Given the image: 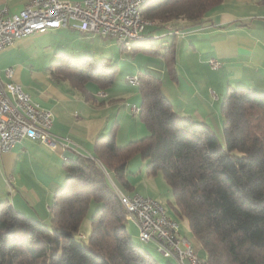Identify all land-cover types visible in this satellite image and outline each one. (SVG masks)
<instances>
[{
	"label": "trees",
	"instance_id": "trees-1",
	"mask_svg": "<svg viewBox=\"0 0 264 264\" xmlns=\"http://www.w3.org/2000/svg\"><path fill=\"white\" fill-rule=\"evenodd\" d=\"M225 1L147 0L141 13L154 25L146 28L147 39L128 51L161 58L175 82L176 34L202 24ZM167 30L169 42L161 35ZM90 57L58 59L50 67L51 78L68 82L87 101L93 99L88 85L107 92L116 81L118 66ZM135 76L141 103L133 114L148 135L119 146L114 124L108 136L96 140L93 156L64 161L67 178L53 197L49 224L26 218L9 201L0 202V264H160L133 242L127 230L132 221L118 187L108 179L113 173L121 189L130 193L128 165L136 156L148 161V175L162 176L171 188L170 208L160 203L179 225L176 216L188 220L207 254L199 255L206 264H264V92L228 87L221 108L224 147L210 125L174 109L161 78L147 71ZM136 195L140 194L129 196ZM93 204L98 209L91 216L87 238L81 229Z\"/></svg>",
	"mask_w": 264,
	"mask_h": 264
},
{
	"label": "crops",
	"instance_id": "crops-1",
	"mask_svg": "<svg viewBox=\"0 0 264 264\" xmlns=\"http://www.w3.org/2000/svg\"><path fill=\"white\" fill-rule=\"evenodd\" d=\"M30 1L0 0V8L7 7L11 12H18ZM69 30L84 34L73 28ZM170 33L167 30L161 34L166 35L164 41L169 42ZM176 35L178 77L175 82L169 78L164 61L158 57H150L149 63L155 60L160 66L148 63V66L140 68L138 65V72L161 73L164 93L177 112L184 114L182 111H188L187 115L210 126L211 118H220L223 126L224 117L216 93L218 88L222 92V78L228 81L229 86L248 87L264 92V2L259 4L254 0H226L219 9L208 13L202 24ZM34 36L25 37L0 53V78L7 81L5 72L13 69L14 81L21 84L35 102L54 113L53 133L60 138H69L71 147L75 150L70 153L62 152V149L53 151L36 141L25 139L11 151L0 153V202L9 201L26 218L49 224L53 197L66 181L64 161L77 155L93 156L94 144L107 133L110 120L114 118L117 131L121 130L120 110L130 123L139 121L138 116L133 114V109H139L140 102H126L124 105L125 101L135 97L127 89L138 90L136 84L128 81V77H137L135 75L138 72L130 70L126 74L125 80L129 87L114 83L107 92H102L97 87L88 85L87 94L93 99L87 101L68 82L53 80L50 76L51 66L46 70H34L17 60L16 51L30 47ZM83 53L87 56L92 54ZM209 59L220 61L221 69L212 71ZM110 60L106 59L109 63L112 61ZM174 99L183 101L184 105ZM136 125L137 123L129 126L136 129ZM140 127L145 129L140 138H130L128 141L139 140L148 135L146 128L143 125ZM118 140L117 134L119 146L125 145L127 141ZM144 168L146 169V165ZM142 171L141 168L140 174ZM134 175H128L133 185L130 193L121 189L113 173L108 174V179L114 187H118L120 193L134 195L139 194L135 186L137 180H132Z\"/></svg>",
	"mask_w": 264,
	"mask_h": 264
},
{
	"label": "built area",
	"instance_id": "built-area-1",
	"mask_svg": "<svg viewBox=\"0 0 264 264\" xmlns=\"http://www.w3.org/2000/svg\"><path fill=\"white\" fill-rule=\"evenodd\" d=\"M135 1L31 0L18 12L0 8V53L25 37L62 28L111 38L118 43L121 39L145 34L147 27L139 23L134 14ZM210 66L218 69L221 64L213 59ZM5 76L7 81L0 78V153L11 151L25 139L53 151H74L69 138H60L53 133L54 113L35 102L22 85L14 81L13 69H7ZM129 82L137 84L138 80ZM117 192L131 213L141 239L153 242L161 253L176 258L180 264H200L180 230L166 218L160 202L150 197H133Z\"/></svg>",
	"mask_w": 264,
	"mask_h": 264
},
{
	"label": "rangeland",
	"instance_id": "rangeland-1",
	"mask_svg": "<svg viewBox=\"0 0 264 264\" xmlns=\"http://www.w3.org/2000/svg\"><path fill=\"white\" fill-rule=\"evenodd\" d=\"M148 21V20H147ZM150 22V21H149ZM154 25L153 23L150 25ZM70 28H62L55 31H49L45 34L34 36L33 43L28 48H22L21 50H17L15 56L20 63H23L27 68L34 69V70H46L48 67H52L58 59H64V61L69 60H76L79 58H86L87 55H84V52H91L90 60L93 62H100L102 58L111 59L112 65H118V72L116 76L115 85H123L129 87L128 83L125 80V76L129 73L130 70H134L135 73L139 71V67L143 68V65L148 66L149 61H151L150 57L144 56L141 52L137 54H132L126 48L123 50L119 43L111 38H102L99 36L89 35L86 36L85 34H80L77 31H70ZM81 32V31H80ZM149 34V33H147ZM160 42V40L158 41ZM136 44V43H135ZM134 44V45H135ZM133 45V46H134ZM141 46V45H138ZM133 48V47H132ZM82 54V55H81ZM84 56V57H83ZM156 59V57H154ZM152 66H160L159 62L155 61L149 63ZM154 75L159 78L162 76L160 72L154 71ZM228 81L225 78L221 79V91L219 88L216 89V93L219 97V107L222 108L223 103V94H226L228 89ZM167 88V85L165 86ZM130 91V95H135L132 100L125 101L133 103V102H140L141 103V96L137 89H127ZM179 104L184 105L183 101H179L174 99ZM121 102V101H120ZM139 103V104H140ZM218 104V102H217ZM186 107V106H185ZM184 107V108H185ZM189 108V105H188ZM121 112V113H120ZM184 115H187L188 111H182ZM120 115V122L122 125L121 130L117 134H119V142L124 141L127 139L125 145H127L130 141V138L138 139L140 138L142 131L145 129L140 127V121H132L125 118L123 116V112L119 111ZM112 118V116L110 115ZM220 119V118H219ZM219 119L211 118V126L214 127L216 130L220 143L222 146L225 147V138L222 123ZM114 118L110 120V127L107 133L104 136H108L112 130V124H114ZM221 120V119H220ZM126 121V122H125ZM223 121V120H222ZM200 122V121H198ZM136 125V129L130 127ZM130 125V126H129ZM144 126V125H143ZM123 145V146H125ZM76 157V156H75ZM148 163L147 160L136 156L134 157L128 165V172L134 173V177L132 180L136 181V192L142 194L143 196H150L155 200H158L162 204L166 206V208H170L169 202L172 201L171 195V188L168 186L166 181L162 178V176H150L147 174V170L144 168L145 165ZM142 168V173L140 174V169ZM66 176V175H65ZM67 178V177H66ZM98 209L97 204H93L91 206V210L88 216L83 221L81 233L84 234L87 238H89L91 233V216L96 212ZM171 214V215H170ZM170 216H173L175 219L174 214L170 213ZM176 219L180 222H177L179 226V230L183 236H185L190 243L192 244L194 250L203 257H207L206 252L201 247V245L195 239L190 226L188 224V220L186 218ZM127 230L132 237L133 242L135 245L147 251L154 259H156L160 264H176L177 261L175 259H166L161 256L158 251L157 247L153 242H144L141 240L139 235L138 228L133 224V222L127 223ZM81 244L87 243V241H80ZM178 264V263H177Z\"/></svg>",
	"mask_w": 264,
	"mask_h": 264
},
{
	"label": "bare ground",
	"instance_id": "bare-ground-1",
	"mask_svg": "<svg viewBox=\"0 0 264 264\" xmlns=\"http://www.w3.org/2000/svg\"><path fill=\"white\" fill-rule=\"evenodd\" d=\"M147 0H136L135 1V4H134V14H135V17H136V20L139 21V23H142L144 24L146 27L150 26L152 24V22H149L147 21L146 19L143 18L142 16V13H141V10H142V6L144 5V3L146 2ZM82 33H84V31H81ZM155 38V37H154ZM154 38H151V40H154ZM144 39H147L145 37V34H137V35H134V36H131V38H128V39H121L119 40V46H121L122 48H126L127 50H130L133 45L138 42V41H143ZM132 80H138L137 77H128V81H132ZM138 112V110H134V114H136ZM137 115V114H136ZM153 201H157L155 199H152ZM124 207H125V210H126V216H127V219H129L130 221H132V216H131V213L127 210V207L124 203V201L121 199ZM161 209L163 210V212H165L166 214V218L171 221L174 226H176L179 230V226L177 224L176 221L172 220L169 216H168V213H167V210L164 208V206L161 204ZM183 236V235H182ZM184 239L187 240L188 242V246L190 248V250L195 253V256L198 258V260L200 261V264H206L205 261L203 259L200 258L199 254L196 252V250H194L192 244L190 243V241L185 237L183 236ZM142 241H144L143 239H141ZM145 242V241H144ZM157 251L158 253L163 256L164 258H169V257H166L163 253L160 252L159 248H157ZM170 259H175L176 258H170ZM178 264L179 261L176 260Z\"/></svg>",
	"mask_w": 264,
	"mask_h": 264
}]
</instances>
